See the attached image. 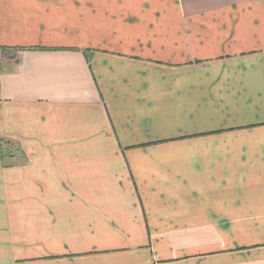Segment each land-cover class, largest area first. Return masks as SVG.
Segmentation results:
<instances>
[{
    "label": "crops",
    "instance_id": "1",
    "mask_svg": "<svg viewBox=\"0 0 264 264\" xmlns=\"http://www.w3.org/2000/svg\"><path fill=\"white\" fill-rule=\"evenodd\" d=\"M0 264H264V0H0Z\"/></svg>",
    "mask_w": 264,
    "mask_h": 264
},
{
    "label": "trees",
    "instance_id": "2",
    "mask_svg": "<svg viewBox=\"0 0 264 264\" xmlns=\"http://www.w3.org/2000/svg\"><path fill=\"white\" fill-rule=\"evenodd\" d=\"M4 144H8V142H4L3 140H0V153H1L2 160H4V158L8 154V149L4 148Z\"/></svg>",
    "mask_w": 264,
    "mask_h": 264
}]
</instances>
